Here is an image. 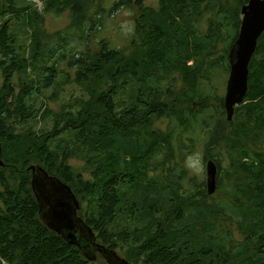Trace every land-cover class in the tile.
I'll return each instance as SVG.
<instances>
[{"label": "trees", "instance_id": "obj_1", "mask_svg": "<svg viewBox=\"0 0 264 264\" xmlns=\"http://www.w3.org/2000/svg\"><path fill=\"white\" fill-rule=\"evenodd\" d=\"M144 1L114 0L111 7L141 11L130 53L104 36L94 38L95 48L93 38H85L80 54L63 53L85 94L69 109L54 112L39 101L59 81L58 63L50 62L64 45L43 62L46 38L33 33L32 54L24 57L11 22L29 7L0 0V73L5 77L0 88V264H92L96 252L115 263L119 250H126L132 264H264V35L251 62L248 94L232 121L214 83L217 71H231L230 51L249 0H239L235 8L224 0H160L158 11L145 9ZM43 2L56 14L70 10L72 25L84 24L89 0ZM42 16L30 7L32 26L38 27ZM202 21L208 22L206 30ZM63 41L68 44V38ZM162 117L176 122L167 134L153 129ZM50 119L52 129L34 128ZM191 123L205 134L204 151L218 165L227 205L209 195L207 181L193 178L183 193L153 197L158 191L153 163L160 162L157 156L164 150V165L174 159L180 147L177 130ZM139 130L150 136L143 147L134 143ZM75 157L86 160L94 180L70 164ZM32 167L68 184L81 204L88 202L82 216L88 230L77 233L80 246L43 221ZM168 173L173 185L188 178L185 167ZM124 186L131 188V199ZM124 214L129 216L124 219ZM193 214L196 220L190 221Z\"/></svg>", "mask_w": 264, "mask_h": 264}, {"label": "rangeland", "instance_id": "obj_2", "mask_svg": "<svg viewBox=\"0 0 264 264\" xmlns=\"http://www.w3.org/2000/svg\"><path fill=\"white\" fill-rule=\"evenodd\" d=\"M18 7H29L27 12H17L15 18H13L11 22V30L16 35L17 40V50L24 57H30L31 50L30 48L34 47V43L32 44V35L33 33L37 38H46L45 43L48 44L47 51L43 56V62L50 59L52 51L60 46L64 45L60 51H58L54 56H52L50 65L53 63H58V77L59 81L51 88H48L46 92L40 97L39 104L44 105V108L50 109L54 112H60L62 109H69L74 105L76 99L81 97L84 93L83 88L78 85L75 81V68H70L69 60L70 57H63V53L65 51L71 55V53L77 52L80 54L81 51H84L87 47L85 38H93L94 44L93 48H95L96 37H106L109 38L114 45L122 47L130 53L133 49L132 41L135 38V30H136V20L137 17L140 16L141 11L134 8H121L119 10L111 11V7L113 5L114 0H103V2L99 3V0H89V4L86 10L85 22L81 26L72 25V13L70 10H65L62 14H56L55 12L46 11L44 9L46 3L45 0H15ZM223 1V0H222ZM228 1L230 6L235 8L239 2V0H224ZM160 0H145L144 8H151L154 11H158L161 9ZM30 7L31 9H38L42 11V20L40 25L32 26L30 24ZM102 8L103 11H99ZM99 13L102 14V23H99ZM154 13V12H153ZM151 12L148 11L145 15L146 18L151 17ZM92 21H95L96 30L91 32ZM202 30H206L208 28V22L202 21ZM100 25L102 26V30L100 29ZM98 31V32H97ZM97 33V34H96ZM64 38H68V44H66L63 40ZM63 39V40H61ZM49 50V51H48ZM44 53V52H43ZM47 53V54H46ZM68 56V55H67ZM79 56V55H78ZM68 76L67 80V75ZM229 75L224 72L217 71L214 76V83L218 92L224 94V98L227 92V83L229 79ZM5 81V77L0 73V88L3 86ZM19 75L16 74L14 77V85L16 90L19 92ZM183 84L182 78L180 77L179 86ZM125 99H127L128 94H124ZM216 106V105H215ZM217 110V106H216ZM214 113L215 110H214ZM200 123V121H196ZM176 122H174L169 117H162L155 121L153 125V129L164 134H167L170 129L175 127ZM54 126V121L52 119L45 121H40V124H36L34 128L50 130ZM179 130V132H178ZM177 130V133L180 134V147L178 148L177 154L174 159L169 161L166 165L163 164L162 160L166 159V150L162 153L158 154L157 160L160 162L153 163L152 177H154L155 181H157V192L153 193V197L161 198V196H172L174 192L183 193L184 188H191L190 180L193 178L198 183L207 181V167L206 161L204 160L205 156V134L201 130L200 126H197L196 123H191L186 127H180ZM141 130H139L140 133ZM137 135L135 138V144L139 147H143V145L148 142L150 136L145 132L141 131V134ZM67 136V135H64ZM126 153L124 150H121V156L125 159ZM70 164L76 169V171H80L84 174L86 179L94 180L92 173L90 172L91 167L88 166L86 160L84 158L75 157L70 160ZM230 160L226 157L223 168H229ZM185 167L188 170V178L185 180H180V185H173L171 181L176 183L171 174H167L169 168H179L182 169ZM33 168V167H32ZM33 171V169H32ZM167 174V182L166 179L163 178V175ZM223 175L220 172V175ZM226 175V174H225ZM225 177V176H224ZM227 178L225 177V180ZM169 181V183H168ZM146 185L149 184V180L144 182ZM166 183V184H165ZM129 186H124L123 191L128 193V198L131 199L133 197V192L130 190ZM216 200H220L222 205H227L230 200L225 196L223 191L219 189L213 195ZM151 197V199L153 198ZM126 197L125 201H128ZM215 200L210 199L209 203H214ZM89 205L88 202H84L82 204V211L80 215H84L86 211H88ZM129 215L124 214L122 217L126 219ZM189 220V218H188ZM196 215L193 214L190 221H195ZM236 237L241 238V234L237 227H233ZM206 244V239L204 240ZM127 248V247H126ZM126 250H119V256L123 259H127ZM94 260L92 264H121L113 263L104 258L101 253H95Z\"/></svg>", "mask_w": 264, "mask_h": 264}, {"label": "water", "instance_id": "obj_3", "mask_svg": "<svg viewBox=\"0 0 264 264\" xmlns=\"http://www.w3.org/2000/svg\"><path fill=\"white\" fill-rule=\"evenodd\" d=\"M242 25L237 41L230 51V76L225 106L232 121L237 107L244 103L249 91L250 66L264 35V0H249L242 8ZM4 162L0 160V166ZM207 189L214 195L219 187V168L214 160L207 161ZM34 171L33 188L41 203L43 221L71 244L79 245L77 232L88 230L80 215L82 204L73 189L63 181L51 177L45 170ZM132 264L119 258L115 263Z\"/></svg>", "mask_w": 264, "mask_h": 264}, {"label": "flooded vegetation", "instance_id": "obj_4", "mask_svg": "<svg viewBox=\"0 0 264 264\" xmlns=\"http://www.w3.org/2000/svg\"><path fill=\"white\" fill-rule=\"evenodd\" d=\"M204 156H205V158H204V160L206 161V163H207V161H209L211 158L209 157V156H206V154H204ZM33 172V174H34V171H32ZM37 196V195H36ZM37 200L39 201V199H38V197H37ZM40 202V201H39ZM82 211V210H81ZM83 216V215H82ZM79 231H83V230H79ZM78 231V232H79ZM56 232V231H55ZM77 232V233H78Z\"/></svg>", "mask_w": 264, "mask_h": 264}, {"label": "bare ground", "instance_id": "obj_5", "mask_svg": "<svg viewBox=\"0 0 264 264\" xmlns=\"http://www.w3.org/2000/svg\"><path fill=\"white\" fill-rule=\"evenodd\" d=\"M176 197V196H175ZM178 198V197H177Z\"/></svg>", "mask_w": 264, "mask_h": 264}]
</instances>
